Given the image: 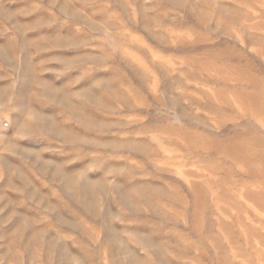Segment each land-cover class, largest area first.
I'll list each match as a JSON object with an SVG mask.
<instances>
[{
  "label": "rangeland",
  "instance_id": "rangeland-1",
  "mask_svg": "<svg viewBox=\"0 0 264 264\" xmlns=\"http://www.w3.org/2000/svg\"><path fill=\"white\" fill-rule=\"evenodd\" d=\"M0 264H264V0H0Z\"/></svg>",
  "mask_w": 264,
  "mask_h": 264
}]
</instances>
